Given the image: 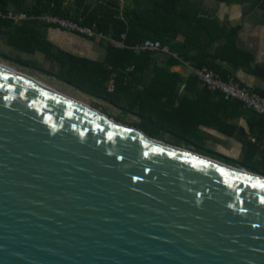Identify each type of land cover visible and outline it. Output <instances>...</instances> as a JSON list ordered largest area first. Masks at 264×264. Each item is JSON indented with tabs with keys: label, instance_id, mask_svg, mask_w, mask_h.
I'll return each instance as SVG.
<instances>
[{
	"label": "water",
	"instance_id": "water-1",
	"mask_svg": "<svg viewBox=\"0 0 264 264\" xmlns=\"http://www.w3.org/2000/svg\"><path fill=\"white\" fill-rule=\"evenodd\" d=\"M0 264H264V175L0 61Z\"/></svg>",
	"mask_w": 264,
	"mask_h": 264
},
{
	"label": "trees",
	"instance_id": "trees-1",
	"mask_svg": "<svg viewBox=\"0 0 264 264\" xmlns=\"http://www.w3.org/2000/svg\"><path fill=\"white\" fill-rule=\"evenodd\" d=\"M216 1L247 3L264 10V0ZM0 9L22 10L30 15L55 14L95 32L103 33L115 41H121L125 45L123 48H116L109 41L102 40L106 57L101 62L64 53L61 55L66 58V61L62 62L65 68L55 73L45 72L88 95L137 115L141 122L132 126L155 139H161L157 131L167 130L157 126V123L153 125L150 112L152 106L159 100H166L167 106L176 101L181 104L187 100L189 97L186 94L179 95L178 88L181 84L184 85L185 93L193 94V91H196L206 98H218L217 104L221 103L226 108L235 105L245 110L249 118L257 120L264 129V119L253 111L245 109L240 102L226 100L220 93L202 87L194 75L182 78L178 73L169 71L174 65L186 63L196 69L203 67L211 69L223 80L233 78L237 82L234 73L239 69L264 79V64L255 63L254 54L241 48L238 43L242 25H231L221 21L209 10L206 11L203 1L34 0L31 6H27L26 0H0ZM146 39L159 41L162 46L167 47L170 54L135 52L131 49L132 46ZM50 47L53 48L51 45ZM47 56L52 60V54L48 53ZM160 57L164 58L163 64L158 62ZM108 66L112 69H107ZM88 70L89 72L84 76L83 72ZM113 73L115 74L114 91L110 93L107 86ZM146 73L153 75V83L160 85L163 92L157 95L145 86H137L136 78ZM254 91L259 96H264V87ZM216 126L222 132L229 134L219 125ZM211 155L213 156L211 158L222 159L224 163L234 166L233 159L218 154ZM254 172L262 175L257 171Z\"/></svg>",
	"mask_w": 264,
	"mask_h": 264
},
{
	"label": "crops",
	"instance_id": "crops-1",
	"mask_svg": "<svg viewBox=\"0 0 264 264\" xmlns=\"http://www.w3.org/2000/svg\"><path fill=\"white\" fill-rule=\"evenodd\" d=\"M33 2L34 0H26V5L31 6ZM208 2L211 1H203L206 11L209 10L223 22L242 25L238 35L240 47L254 54L255 63L264 64V10L247 3L219 2L213 6ZM50 45L53 46L52 49ZM48 53L52 54V60L48 58ZM64 53L95 62H101L106 57L102 41L59 29L35 17L19 23L0 21V61L36 76L29 71L30 68L41 70L44 74H47L45 71L55 73L61 68L64 69L62 62L66 58L61 55ZM158 62L163 64L164 58H158ZM107 69L112 68L108 66ZM169 71L178 73L182 78L192 75L191 68L186 63L174 65ZM88 72L89 70L83 72L84 76ZM114 77L113 73L107 87L114 82ZM152 78L151 73H146L137 77L135 82H138L137 86H145L158 95L163 92L162 87L154 84ZM234 78L254 90L264 87V79L242 69L234 73ZM178 92L180 96L186 94L189 98L181 104L176 101L170 106L166 105V100L153 104L150 111L153 125L157 123L162 129L187 138L209 141L214 145V151L227 158L254 161L264 168V129L257 120L249 118L245 110L235 105L226 108L221 103L217 104L218 98H206L196 91L193 94L185 93L183 84ZM168 93L172 94L170 91ZM216 125L229 134L219 130Z\"/></svg>",
	"mask_w": 264,
	"mask_h": 264
},
{
	"label": "built area",
	"instance_id": "built-area-1",
	"mask_svg": "<svg viewBox=\"0 0 264 264\" xmlns=\"http://www.w3.org/2000/svg\"><path fill=\"white\" fill-rule=\"evenodd\" d=\"M30 17H35L40 21L53 25L59 29H63L78 35L94 40H107L116 48H123L125 45L121 41L106 36L103 33H98L90 28L80 26L78 23L61 18L55 14L43 13L40 15H30L26 11L9 9L3 11L0 9V20H10L14 23H19ZM135 52L151 51L170 54L167 47L162 46L159 41L146 39L131 47ZM175 56V55H174ZM191 68L192 75L197 79V82L212 92L220 93L226 100H236L240 102L245 109L253 111L255 114L264 119V96H259L254 89L240 85L233 78L223 80L214 71L208 68ZM109 92L114 91V82L108 87Z\"/></svg>",
	"mask_w": 264,
	"mask_h": 264
},
{
	"label": "rangeland",
	"instance_id": "rangeland-1",
	"mask_svg": "<svg viewBox=\"0 0 264 264\" xmlns=\"http://www.w3.org/2000/svg\"><path fill=\"white\" fill-rule=\"evenodd\" d=\"M200 1L205 2L206 0H200ZM209 1H211V2H208L209 5L214 6V3L219 4V2L216 0H209ZM29 71L35 74L36 76L34 77H36L39 81L45 83L46 85L51 86L53 88H57L73 96H76L78 99H80L82 102L86 103L87 105L92 106L99 111H102V112L104 111L107 115L113 117L117 121L122 122L123 124L132 126V125H136L141 122V119L138 116L127 113L121 109H118L112 105L105 103L104 101L90 97L89 95L81 91H78L72 86H69L68 84L59 80L58 78L52 77L48 74H44L43 72H41V70L30 68ZM157 134H158V137L161 138L160 140L166 143L174 144L176 146H180L188 150L199 152L209 157L212 156L211 154H218L222 157H225L221 155L220 153H217L216 151H214V145L209 141L202 142L201 139L187 138L178 133H175V132L173 133V132L164 131V130L157 131ZM218 160L223 162L222 159H218ZM234 166L238 168H244L245 170L251 171L253 173H255L254 171H257L261 173L262 175H264V168L261 165H259V163H254V161L245 162L242 158H239L235 160Z\"/></svg>",
	"mask_w": 264,
	"mask_h": 264
}]
</instances>
